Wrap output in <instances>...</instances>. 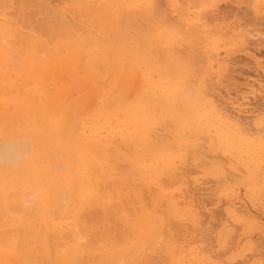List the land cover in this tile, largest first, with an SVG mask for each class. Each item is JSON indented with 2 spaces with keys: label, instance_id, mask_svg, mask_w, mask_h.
<instances>
[{
  "label": "bare ground",
  "instance_id": "6f19581e",
  "mask_svg": "<svg viewBox=\"0 0 264 264\" xmlns=\"http://www.w3.org/2000/svg\"><path fill=\"white\" fill-rule=\"evenodd\" d=\"M235 1L0 0V264H264V11Z\"/></svg>",
  "mask_w": 264,
  "mask_h": 264
},
{
  "label": "rangeland",
  "instance_id": "374dc122",
  "mask_svg": "<svg viewBox=\"0 0 264 264\" xmlns=\"http://www.w3.org/2000/svg\"><path fill=\"white\" fill-rule=\"evenodd\" d=\"M242 1V0H241ZM240 0H238V1H235L234 2V4L233 5H235L236 6V3H239V5L241 4L240 2H241ZM250 1V0H249ZM243 4V3H242ZM246 4H248V2L246 3ZM256 4H258V5H260L261 4V6L262 7H264V2H261L260 0L258 1V2H256L255 3V5ZM238 5V6H239ZM243 6H245V3H244V5ZM237 7V6H236ZM261 7V10L262 11H264V8H262ZM242 8V7H241ZM234 9H235V7H234ZM239 9V8H238ZM237 9V10H238ZM236 10V9H235ZM262 14H264V13H262ZM232 18V20L234 19L233 17H231ZM231 18L229 19V17L226 19V20H223L224 21V23L227 21V23H231L232 22V20H231ZM223 21H221V23L223 22ZM216 22V23H215ZM214 22V24H220V21H215ZM232 23H234V22H232ZM223 45V44H222ZM230 49L231 50H234L235 51V49H236V47L233 45V48H232V46H230ZM171 53H175V52H173L172 50L170 51V54ZM176 53H178V60H180V58H182V54H181V52L180 51H176ZM176 53L175 54H173V57H177V56H174V55H176ZM181 56V57H180ZM173 59H177V58H173ZM182 61V60H181ZM184 61V60H183ZM182 61V62H183ZM187 65V64H186ZM81 66V67H80ZM192 67H195L196 68V66H192ZM79 70H81L82 72L79 74V76H81V75H83V76H81V77H79L80 79H78L76 82L74 81V80H72V79H68V77H66L67 79H66V81L68 80V84H70V89H71V91H70V93H69V100L72 98V96H73V98L74 99H71L72 101H74L73 103H72V101L70 102L71 103V105H73V106H71V107H69L70 108V110L69 109H67V115L68 116H74V114H77L74 118H76L77 116L78 117H81L82 115V119L84 118V116H87V117H85V118H90V117H93L94 116V114H93V112H92V110L94 109V108H96V104L97 103H95V101L96 102H98V100L100 101L102 98H101V96L99 95V93L101 92V91H103L104 92V90L107 92L108 90H106L105 88H103L104 86H105V84H106V81H107V79H106V73L105 72H103L104 70L99 66V67H96L95 68V70H96V75H98L99 77L100 76H104L103 78V80L102 79H100V83L98 82L99 81V78H98V81H96L97 82V84L96 83H93L92 82V80H91V78L90 77H88L87 76V72L85 73H83V71L84 70H82L81 68H82V65H79ZM195 68L194 69H192L193 71L195 70ZM102 69V70H101ZM98 71H100V73H102V74H100ZM98 73V74H97ZM103 73H105V74H103ZM192 74H195L194 72H191ZM89 75V74H88ZM120 75H122V73H119L118 75H117V77H116V79L118 78V76L120 77ZM88 78L91 80V81H89L88 80ZM102 78V77H101ZM114 78H115V76H114ZM114 78H112L113 80H114ZM106 79V80H105ZM138 79V78H137ZM83 80V81H82ZM85 80H87V81H85ZM113 80H111L112 82L111 83H113ZM85 81V82H84ZM103 81H104V84H103ZM116 81V80H115ZM176 81H179V77L177 76V74H173V72H172V82H176ZM72 82V83H71ZM81 82V83H80ZM80 83V84H79ZM109 83H110V81H109ZM136 83V84H135ZM73 84V85H72ZM77 84H78V86H77ZM82 84V85H81ZM92 84V85H91ZM93 84H96V87H95V85L93 86ZM99 84V85H98ZM177 87H179L178 89H180V87L182 86V84H181V82H177ZM76 85V86H75ZM103 85V86H102ZM112 84H110V86H111ZM130 86V87H128V86ZM137 85V82H135V80H132V82H128L127 84H126V87H125V85H124V87H121L120 86V92H119V95H118V97L120 96V98H121V96L122 95H124L125 96V98H121L123 101H126V99L128 100L129 99V97H130V95H131V93L133 92L132 90H134V88L136 89V86ZM74 86V87H73ZM133 86V87H132ZM83 87V88H82ZM97 87L98 88H100L99 90H100V92H99V90H97ZM131 87H132V89H131ZM72 88H73V90H72ZM123 88V89H122ZM91 91V92H90ZM95 91H97V93H96V95H95ZM74 93V94H73ZM84 93V94H83ZM128 93V94H127ZM94 94V95H93ZM125 94H127V96L125 95ZM71 95V96H70ZM81 96V97H80ZM124 96H122V97H124ZM127 97V98H126ZM89 102V103H88ZM69 103V104H70ZM87 103V104H86ZM91 103H93V104H91ZM99 104V103H98ZM97 104V105H98ZM85 106V107H84ZM82 108V109H81ZM84 109H86V110H84ZM90 110V111H89ZM16 111V109H14V111L12 110L11 112H12V116L11 117H13V119H11V120H13L14 121V112ZM77 111V112H76ZM89 111V112H88ZM87 112V113H86ZM91 112V113H90ZM14 115V116H13ZM89 116V117H88ZM77 119V118H76ZM79 120V119H78ZM12 121V123H14ZM105 131L106 130H102V132L103 133H105ZM121 138H123L122 136H120L118 139L120 140ZM122 140V139H121ZM145 144L144 143H142L141 145H140V150L142 149V147L144 146ZM61 159H63L62 157H60V158H57V162H56V164L59 166H57L58 167V169H59V171H60V173L61 174H65L64 172H66V170L64 171V169L61 167V162H62V160ZM58 161H59V163H58ZM64 171V172H63ZM11 261H13V260H11ZM10 264H11V262H10ZM12 264H13V262H12ZM15 264V263H14Z\"/></svg>",
  "mask_w": 264,
  "mask_h": 264
}]
</instances>
